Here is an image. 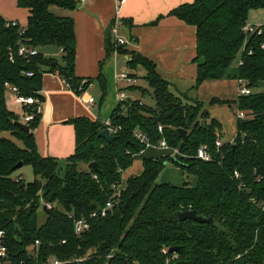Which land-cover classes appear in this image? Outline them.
Segmentation results:
<instances>
[{
  "label": "trees",
  "instance_id": "obj_1",
  "mask_svg": "<svg viewBox=\"0 0 264 264\" xmlns=\"http://www.w3.org/2000/svg\"><path fill=\"white\" fill-rule=\"evenodd\" d=\"M17 3L29 13L22 34L19 27H8L0 17V230L5 232L9 264H52V260L58 264H166L173 253L164 254L162 249L174 246L180 250L170 264H264V25L253 32L244 31L250 12L264 9V0H194L170 12L197 30L194 89L205 80L233 78L253 90L237 99L238 109L248 117L238 119L233 141H223L218 148L221 122L188 90L180 91L161 77L153 61L116 45L111 34L113 21L106 59L115 51L132 54L128 66H142L148 82V86L135 87L143 95L151 93L154 104L133 99L120 102L110 117L114 125L121 126L113 142L99 136L105 129L102 121L88 116L71 119L76 149L63 172L58 159L38 151L34 133L41 117L38 105L25 107L35 115L28 122V134L16 124L21 118L7 105L6 83L18 86L20 94L33 95L41 104L46 72H57L77 93L89 86L92 79L83 84L76 75L75 20L67 14L80 2ZM53 7L66 14H57ZM21 39H27L39 53L18 55ZM50 46L62 50V63L43 53ZM27 71L34 74L28 76ZM99 81L105 98L103 75ZM179 128L188 131L187 140L180 137ZM135 129L142 130L153 143L166 138L179 152L174 163L194 175L196 182L176 185L157 181L171 156L149 154L143 157L142 174L129 177L120 195L114 196L123 172L135 157L148 151L134 136ZM1 133H10L14 139ZM202 145H208L213 153L211 161L196 157ZM20 162L22 167L32 166V181L19 179L17 172L22 167L16 165ZM92 162L98 163L99 171ZM82 163L88 168L81 167ZM110 200L113 207L102 215ZM41 209L43 222L39 220ZM184 210H196L212 217L214 223L182 221L178 212ZM82 218L90 227L77 234L75 225Z\"/></svg>",
  "mask_w": 264,
  "mask_h": 264
},
{
  "label": "crops",
  "instance_id": "obj_2",
  "mask_svg": "<svg viewBox=\"0 0 264 264\" xmlns=\"http://www.w3.org/2000/svg\"><path fill=\"white\" fill-rule=\"evenodd\" d=\"M193 1L126 0L119 6V0H91L80 4L76 10L67 12L75 20L76 75L83 80H92L90 86L80 92L84 95L83 99L57 72L44 73L41 90L44 101L40 107V121L34 129L37 148L42 156L66 161L76 149L75 127L70 122L71 119L79 116H88L102 122L110 119L122 102L119 100L120 91H125L127 99L141 100L143 93L135 86L144 85L138 82L145 77L146 70L142 66H128V61L132 59L130 53L114 52L106 59L108 30L116 18L122 20L119 24L120 35L131 41L126 48L153 61L161 77L180 91L188 90L190 96L204 103L210 116L221 122L223 131H226L229 124H233V131H226L229 138L222 140H234L238 123L235 112L240 111L237 99L241 82L233 78L205 80L194 89L197 77V30L195 26L170 14L179 5ZM28 15V10L19 7L17 0H0V17L18 20L25 25ZM157 19L159 21L153 23ZM248 21L254 26H263L264 9L252 10ZM53 48L50 46L43 50L57 58L55 56L58 54ZM59 50L62 55V50ZM124 73L133 82L127 84L125 79H119V74ZM100 75L107 82L105 98L99 81ZM92 89L96 91V95L92 93ZM90 97H94L93 103L89 102ZM6 101L8 107L22 119L26 108L15 101L14 93L9 90ZM121 107L124 109L125 104ZM143 170V159L134 160L132 166L123 172L120 185L125 187L129 177L140 175Z\"/></svg>",
  "mask_w": 264,
  "mask_h": 264
},
{
  "label": "built area",
  "instance_id": "obj_3",
  "mask_svg": "<svg viewBox=\"0 0 264 264\" xmlns=\"http://www.w3.org/2000/svg\"><path fill=\"white\" fill-rule=\"evenodd\" d=\"M91 0H79L80 4H85L87 2H90ZM126 0H119V6L122 5L123 3H125ZM5 23L8 27H19L20 29V34H22L24 32V25H22L18 20H8L5 19ZM122 23V20L119 18H116L114 20V23L111 26V34L116 42V45H128L131 43V41H128L125 37H123L122 35H120L119 32V24ZM260 27V26H259ZM257 26H254L250 23H247L244 26V31H246L247 33L249 32H253L257 29ZM258 32H261V29L258 30ZM117 52V51H115ZM39 53V49L37 47L31 46L29 44V42L27 41V39H21L19 40L18 43V50H17V54L20 56H25V57H31V56H35ZM10 60L14 61L15 60V55L14 53L10 50ZM34 73L32 71H27L26 75L28 76H32ZM119 79H125L127 81V84L133 82V79L130 78L127 74H119ZM64 82L68 85V83L64 80ZM87 80H83V84L86 83ZM6 86L8 88L9 91H11L12 93H14L15 95V101L22 105L23 108L28 107L30 105H35L37 104V109L38 111H40V107H41V103L40 101L34 97L33 95H29V96H25L20 94V89L18 86L15 85H11L10 83H6ZM90 86V84H89ZM252 88L250 86H247L246 84H240V88H239V93L240 95H249L252 93ZM41 93V92H40ZM127 94L125 93V91H120L119 93V100L120 101H124L127 99ZM95 101L94 97H90L89 98V102L93 103ZM34 113L33 112H27L25 111L21 121L24 122H29L31 120L34 119ZM238 119H244L247 118L248 116L246 115V113L244 111H239L237 114ZM104 125H105V129L111 134V135H115L120 129L121 126L120 125H114L111 121V119H108L106 121H103ZM160 131H162L163 126L160 125L159 126ZM134 136L136 137V139L145 145L146 149L149 148H156V149H161V150H165L167 153V155L170 156H176L179 154L178 150L171 147L166 138H161L157 143H153L150 138L147 136V134H145L142 130L140 129H135L134 131ZM223 144V140L218 137L216 140V146L219 148L221 147ZM196 157L199 159H202L204 161H211L213 158V153L211 152V150L209 149L208 145H202L198 148L197 150V154ZM235 175L238 176V172H235ZM23 178V176H20L19 179ZM260 180V179H258ZM117 191L115 193L114 196H119L120 192L122 190L121 185L119 184L116 187ZM49 205V204H48ZM114 205L113 200H110L106 203V206L102 209V215H106L107 209L112 208ZM49 207H51V205H49ZM92 216H96V214H92ZM90 227V222L85 219L82 218L80 220H78L76 222L75 225V229H76V233L80 234L86 230H88ZM37 244H39V241H37ZM162 252L164 254H167L168 252H170V250L168 248H163ZM173 253V256L171 258H167L166 264H170V260H174L178 257L177 252H171ZM52 264H58L59 261L58 260H52L51 261ZM0 264H9L8 261V248L6 246V236H5V232L3 230H0Z\"/></svg>",
  "mask_w": 264,
  "mask_h": 264
},
{
  "label": "rangeland",
  "instance_id": "obj_4",
  "mask_svg": "<svg viewBox=\"0 0 264 264\" xmlns=\"http://www.w3.org/2000/svg\"><path fill=\"white\" fill-rule=\"evenodd\" d=\"M52 11H55L57 14H60V15L66 14L64 12V10L63 11L59 10V8H57V7H53ZM53 47H54L53 48L54 51L58 54L55 57H57L58 61L60 63H62V61H61L62 55H61L59 48L56 46H53ZM43 53L46 56H50L52 54V53H48L47 50H43ZM138 83L144 84V85H141V87L148 86V82L144 77L140 78V81ZM172 90H174V88ZM140 92H141V90H140ZM146 92L148 93L149 91L146 90ZM150 92H152V91L150 90ZM92 93L96 95V91H94L93 89H92ZM80 94L82 95V98H83L84 95L82 93H80ZM139 94H141V93H139ZM150 94L151 93H148L146 95H141V97H142L141 101L145 104L153 105L154 99ZM123 110L126 111L127 107L125 106V108ZM237 113L238 112L236 111L235 112L236 117H237ZM237 119H238V117H237ZM226 131H233V124H229V127L226 128ZM226 131H222L221 137L223 139L229 138V135L226 133ZM1 134L8 136V137H12L10 135V133H1ZM18 144L21 145V142L18 141ZM163 152H166V151L161 150V149H156V148H149L146 153L140 154L137 157H135V160L143 159V157L145 155L155 154V153H163ZM59 163H60L61 172H63L66 168V161L65 160H59ZM81 167L88 168V166L85 163H82ZM18 173L23 174L22 176L25 178L26 181H32L35 178L33 168L30 165H24L22 168L19 169ZM157 181H159V182H171V183L176 184V185L177 184L182 185L181 182L184 183L185 181L189 182V183H195L196 177L194 175L189 174L188 172L184 171L182 168L178 167L175 163H171V164L166 165V168L160 173ZM39 220H40V222L41 221L43 222L45 220V214H44V211L42 209L39 211Z\"/></svg>",
  "mask_w": 264,
  "mask_h": 264
},
{
  "label": "water",
  "instance_id": "obj_5",
  "mask_svg": "<svg viewBox=\"0 0 264 264\" xmlns=\"http://www.w3.org/2000/svg\"><path fill=\"white\" fill-rule=\"evenodd\" d=\"M38 111V109H37ZM206 119H203L202 123L204 124V126L206 125ZM16 124L22 129L24 130L26 133L30 134L31 133V127L27 122L18 120L16 121ZM178 132L180 134V137L183 140H187L188 139V131L186 129L183 128H179ZM99 136L105 138L106 140H108L109 142H113L115 140V135H111L106 129L102 130L99 133ZM175 161H177V157L176 156H171L170 158H168L165 162L166 165L174 163ZM23 163H18L16 165V168H20L22 167ZM91 165L93 166V168L96 171H99V167H98V163L97 162H92ZM178 218L182 221L184 220H195L198 222H202V223H214V219L212 217H204L203 215H200L196 210H184V211H180L178 212ZM180 250V247L174 246L170 248V252H178Z\"/></svg>",
  "mask_w": 264,
  "mask_h": 264
}]
</instances>
